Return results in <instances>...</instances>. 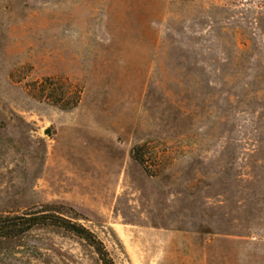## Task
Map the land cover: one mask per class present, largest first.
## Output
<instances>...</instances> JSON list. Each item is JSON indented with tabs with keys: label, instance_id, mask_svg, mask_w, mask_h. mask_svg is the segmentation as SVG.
Segmentation results:
<instances>
[{
	"label": "rangeland",
	"instance_id": "rangeland-1",
	"mask_svg": "<svg viewBox=\"0 0 264 264\" xmlns=\"http://www.w3.org/2000/svg\"><path fill=\"white\" fill-rule=\"evenodd\" d=\"M47 204L114 264H264V0H0V213ZM0 264L101 261L39 225Z\"/></svg>",
	"mask_w": 264,
	"mask_h": 264
},
{
	"label": "trees",
	"instance_id": "trees-1",
	"mask_svg": "<svg viewBox=\"0 0 264 264\" xmlns=\"http://www.w3.org/2000/svg\"><path fill=\"white\" fill-rule=\"evenodd\" d=\"M47 80L49 79H46L45 82ZM39 84L42 88L40 92L43 94L45 91V85L43 82H40ZM46 96L53 104L66 109L75 107L78 102L77 100L72 102L68 99L64 100L63 95H60V97H54L52 93H48ZM142 147L143 146L140 145L134 146L132 149V155L137 162L144 165V159L141 155ZM39 225L58 226L72 232L76 236L85 240L86 243L94 249L101 264H114L105 245L93 232L83 225L55 213L53 205L49 204L41 205L39 208L28 209L21 213H0V239L19 236Z\"/></svg>",
	"mask_w": 264,
	"mask_h": 264
},
{
	"label": "water",
	"instance_id": "water-1",
	"mask_svg": "<svg viewBox=\"0 0 264 264\" xmlns=\"http://www.w3.org/2000/svg\"><path fill=\"white\" fill-rule=\"evenodd\" d=\"M50 131L49 130H46V133H49Z\"/></svg>",
	"mask_w": 264,
	"mask_h": 264
}]
</instances>
